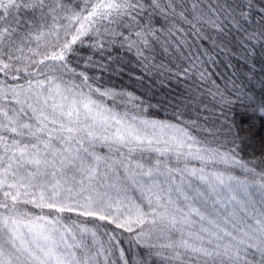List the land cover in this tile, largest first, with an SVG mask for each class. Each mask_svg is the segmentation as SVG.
<instances>
[{
    "label": "snow or ice",
    "instance_id": "obj_1",
    "mask_svg": "<svg viewBox=\"0 0 264 264\" xmlns=\"http://www.w3.org/2000/svg\"><path fill=\"white\" fill-rule=\"evenodd\" d=\"M0 264H264V0H0Z\"/></svg>",
    "mask_w": 264,
    "mask_h": 264
}]
</instances>
